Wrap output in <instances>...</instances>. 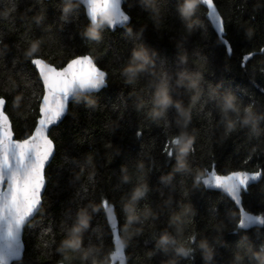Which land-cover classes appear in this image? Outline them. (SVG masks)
I'll use <instances>...</instances> for the list:
<instances>
[{
  "label": "trees",
  "instance_id": "obj_1",
  "mask_svg": "<svg viewBox=\"0 0 264 264\" xmlns=\"http://www.w3.org/2000/svg\"><path fill=\"white\" fill-rule=\"evenodd\" d=\"M128 2L134 5L125 8L131 23L114 32L102 29L101 40L93 41L83 35L90 22L79 3L0 0V95L9 105L16 101L7 109L16 138L31 135L43 94L29 63L33 46L57 66L91 54L108 75L105 89L78 95L50 132L56 153L46 169L41 211L23 234L20 264H111L114 245L103 198L116 205L127 264H259L264 225L237 232L234 202L206 190L201 180L213 164L218 173L264 172V0H215L231 56L206 18V7L195 0H189L196 7L191 21L181 16L184 0ZM69 4L79 12L65 13ZM248 53L253 55L242 68ZM137 67L142 70L134 72ZM161 94L181 104L187 126L175 104L161 112ZM226 97L235 98L227 112ZM184 134L194 141L189 144L194 151L178 168L177 162H166L161 149L166 138ZM179 151L178 144L176 161ZM143 188L147 191L135 202L139 220L132 226L138 234L129 237L121 208ZM82 205L87 206L77 213ZM242 205L264 215V176L242 193ZM85 212L90 220L82 249L58 251ZM162 237L174 243L161 246ZM180 246L191 250L187 257L177 255ZM86 250L91 251L83 260Z\"/></svg>",
  "mask_w": 264,
  "mask_h": 264
},
{
  "label": "snow or ice",
  "instance_id": "obj_2",
  "mask_svg": "<svg viewBox=\"0 0 264 264\" xmlns=\"http://www.w3.org/2000/svg\"><path fill=\"white\" fill-rule=\"evenodd\" d=\"M86 10L90 23L98 20L103 11H115V17L103 30H116L119 26L131 23V16L125 8L134 5L128 0H76ZM199 6L206 7L209 19L221 41L226 53L232 55V44L227 39L226 22L218 10L215 0H200ZM79 12L74 9L72 13ZM198 12V11H197ZM197 15V13H196ZM127 30V29H126ZM37 50L29 55V63L35 69L43 94L40 97L38 119L31 135L16 138L12 120L7 109L14 107L16 101L9 105L8 98L0 95V264H20L25 250L23 233L30 226L32 219L38 215L43 205V192L47 184L46 169L55 154V142L50 132L58 126L69 113L70 103L78 86L86 87L94 95L107 87V73L99 67L91 54L72 58L62 66L47 62ZM36 54V55H34ZM248 53L241 58V67L251 59ZM137 137L143 135L138 129ZM177 136L166 138L161 154L169 165L176 163ZM194 151L192 148L190 154ZM72 163H75L74 161ZM208 175L201 180L206 190H220L238 207L240 213L237 232L249 230L253 224L264 225V215L249 214L242 205V191H247L252 181L259 180L264 172L250 173L247 170H233L218 173L215 165L209 166ZM227 183L229 186L224 187ZM109 230L113 232L115 256L124 259L125 245L120 238L119 222L115 214L116 205L107 198L101 200ZM77 209V213L83 207ZM95 212V210H93ZM126 216L128 212L121 208ZM51 231V228L46 229ZM67 234V233H66Z\"/></svg>",
  "mask_w": 264,
  "mask_h": 264
},
{
  "label": "clouds",
  "instance_id": "obj_3",
  "mask_svg": "<svg viewBox=\"0 0 264 264\" xmlns=\"http://www.w3.org/2000/svg\"><path fill=\"white\" fill-rule=\"evenodd\" d=\"M195 4L198 7L199 0H195ZM77 6L78 5H72V4L66 5L64 12L65 13L71 12L72 9L74 7H77ZM195 11H196V7H194L192 3H189V0H184V3L180 6L181 16L186 20L191 21V16L195 15ZM111 20H112V14L111 13L105 14L104 16L101 17V19L90 23L88 28L83 33V35L87 39H90L93 41L101 40L102 29L105 26H107ZM193 26H194V23L190 24V27H193ZM31 51L32 52L36 51L35 46L32 47ZM134 57L136 59H142V57H140L136 53H134ZM140 70H142V69L137 67L133 71L135 72V71H140ZM173 104H175V107L178 109V111H180L181 116H183L185 118V126H187V123L189 122L188 121V113L183 110L181 104L179 102L172 101L170 99V97L167 96L166 94L158 95L157 107H159L161 112L166 111V109L168 107L172 106ZM234 107H235V98L234 97H226L224 100L225 111L227 112L228 110L234 109ZM245 112L249 113V115L251 116V113L249 112L248 109H245ZM246 122L250 123L251 120H248ZM231 127H232V124L230 123L229 129H231ZM178 139L180 141L179 142L180 151H179V154L177 156V167L180 168L185 163L186 154L191 151V149L189 148V144L194 143V141L190 137H188L187 134H184L182 138H178ZM146 191H147L146 188L135 190L133 192V195H132V201L129 203V205L126 206V210H127L129 215H128L127 225L125 226V232L129 237H131L133 234H138V230L132 229V226L139 220V216L136 214V211H135V202L138 199H140L145 194ZM88 220H90V217L85 212V214L81 217L80 224H78L72 230V236L69 237L67 241H64L61 243L58 251H60L62 253H66L69 249L72 251H80L82 249V247H83L82 231H83V229H85L89 226V224L87 223ZM159 243L161 246H165L169 243H174V240L173 239H165L164 237H162ZM201 246L204 248L205 259L210 260L212 258V256L208 255L209 247L205 246V244H203V243ZM90 251L91 250H86L84 252V255L81 258L83 260H87L88 255L90 254ZM190 251H191L190 249L183 247V246L177 247V249H176L177 255L178 256H184V257H187L189 255ZM213 254H214V251H213ZM256 258L258 259L259 264H264V256H262L260 253H256Z\"/></svg>",
  "mask_w": 264,
  "mask_h": 264
},
{
  "label": "water",
  "instance_id": "obj_4",
  "mask_svg": "<svg viewBox=\"0 0 264 264\" xmlns=\"http://www.w3.org/2000/svg\"><path fill=\"white\" fill-rule=\"evenodd\" d=\"M47 1H50V0H47ZM70 1H73V2H76V0H70ZM83 7V6H82ZM84 8V7H83ZM84 10H85V8H84ZM85 12H86V10H85ZM108 13H111L112 14V19L115 17V15H116V13H115V11H111V12H107V11H103V12H101L100 14H99V18H98V20L99 19H101V17L102 16H104L105 14H108ZM90 22V21H89ZM129 25V24H128ZM127 25V26H128ZM124 27H126V26H119L117 29H121V28H124ZM116 29V30H117ZM115 31V30H114ZM113 31V32H114ZM107 79H108V75H107ZM87 94H89L88 92H87V90H86V87H84V86H78L77 87V89H76V92H75V96H74V99L78 96V95H87ZM67 116V115H66ZM66 116L63 118V120L66 118ZM63 120H62V122H63ZM61 122V123H62ZM60 123V124H61ZM59 124V125H60ZM58 125V126H59ZM55 127H57V126H54L53 128H55ZM15 134V133H14ZM16 137V136H15ZM55 153H56V148H55ZM54 156H55V154H54ZM54 156H53V158H54ZM53 158H52V160H53ZM52 160L50 161V163H49V165L51 164V162H52ZM49 165H48V167H49ZM47 167V168H48ZM250 173H254V172H250ZM262 178V177H261ZM261 178L259 179V180H255V181H252L251 182V184H250V187L251 186H253V185H255V184H257L260 180H261ZM47 185V184H46ZM229 185L227 184V183H225L224 184V187H228ZM45 190H46V187H45V189H44V192H43V195H44V193H45ZM212 191H218V192H221L220 190H212ZM244 191H242V193H243ZM224 194V193H223ZM226 195V194H225ZM242 195V194H241ZM227 196V195H226ZM229 198V197H228ZM230 199V198H229ZM231 200V199H230ZM237 207V206H236ZM238 208V207H237ZM246 211V210H245ZM249 213V212H248ZM116 214V213H115ZM249 214H253V213H249ZM262 225H258V224H253V225H251L250 226V229H252V228H255V227H261ZM249 229V230H250ZM244 231H247V230H244ZM24 234V233H23ZM112 237H113V232H112ZM121 238V237H120ZM121 242H122V244H123V241L121 240ZM25 245V244H24ZM113 245H114V240H113ZM24 253H25V250H24V252H23V256H24ZM23 256H22V259H23ZM115 256V246H114V252H113V254H112V256H111V264H127V260H126V254H125V251H124V259H123V261H121L120 260V258L119 257H116L115 259H113V257Z\"/></svg>",
  "mask_w": 264,
  "mask_h": 264
}]
</instances>
